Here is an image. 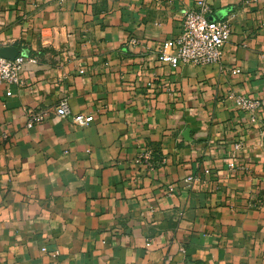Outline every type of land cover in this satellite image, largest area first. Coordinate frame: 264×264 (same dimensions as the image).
Segmentation results:
<instances>
[{
	"label": "crops",
	"instance_id": "crops-1",
	"mask_svg": "<svg viewBox=\"0 0 264 264\" xmlns=\"http://www.w3.org/2000/svg\"><path fill=\"white\" fill-rule=\"evenodd\" d=\"M200 2L222 61H159ZM6 46L37 61L0 85V264H264V0H0Z\"/></svg>",
	"mask_w": 264,
	"mask_h": 264
},
{
	"label": "built area",
	"instance_id": "built-area-1",
	"mask_svg": "<svg viewBox=\"0 0 264 264\" xmlns=\"http://www.w3.org/2000/svg\"><path fill=\"white\" fill-rule=\"evenodd\" d=\"M213 10L207 2H200L198 8L187 9L183 12V25L181 33L174 39V52L159 55V61L167 63L172 67L187 65L205 66L218 64L222 61L225 44L229 41L232 34V24L229 19L213 20L210 18ZM134 43V42H133ZM35 57L20 54L15 59L0 57V85H20L22 83V71L26 64L35 63ZM240 72L235 69L234 73ZM11 95L10 89L7 93ZM236 106L248 112L253 121L254 114L258 111L262 102L256 98L244 95L232 94ZM56 114L67 117L71 114L69 99L64 96L56 107ZM43 120L41 112L32 109L27 110V127L32 128L35 124ZM74 123L78 126H86L94 121L93 115L76 114L73 117ZM241 147V143L235 145ZM152 158L151 150L141 153L136 159L137 164H149ZM235 168L234 163L230 164ZM209 173V171H206ZM200 178L197 177L196 180ZM192 178H188L191 181ZM175 187L169 188V193H174Z\"/></svg>",
	"mask_w": 264,
	"mask_h": 264
},
{
	"label": "water",
	"instance_id": "water-1",
	"mask_svg": "<svg viewBox=\"0 0 264 264\" xmlns=\"http://www.w3.org/2000/svg\"><path fill=\"white\" fill-rule=\"evenodd\" d=\"M18 55H20L19 48L15 46H6L0 48V57H4L7 59H15ZM187 132H185V136L187 135Z\"/></svg>",
	"mask_w": 264,
	"mask_h": 264
},
{
	"label": "trees",
	"instance_id": "trees-1",
	"mask_svg": "<svg viewBox=\"0 0 264 264\" xmlns=\"http://www.w3.org/2000/svg\"><path fill=\"white\" fill-rule=\"evenodd\" d=\"M29 56H32V54H30Z\"/></svg>",
	"mask_w": 264,
	"mask_h": 264
}]
</instances>
